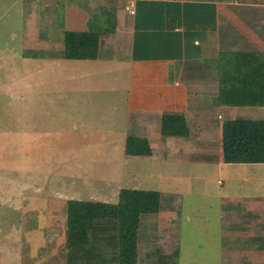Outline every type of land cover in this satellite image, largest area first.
Here are the masks:
<instances>
[{
  "label": "crops",
  "instance_id": "obj_1",
  "mask_svg": "<svg viewBox=\"0 0 264 264\" xmlns=\"http://www.w3.org/2000/svg\"><path fill=\"white\" fill-rule=\"evenodd\" d=\"M21 10L26 11L25 38H30L26 44L32 40L26 48L60 52L49 60H64V65L77 69L82 65L95 68L101 76L97 85L92 83L95 88L103 83L113 88L109 124L110 128L113 123L121 125V145L113 141L120 168L124 167L119 174L135 177L137 170L126 167L134 160L165 165L157 175L158 182H163L162 192H172L180 200L172 208L159 206L157 227L165 231L168 243L176 245V264L193 258L183 255L181 224L198 219V200L203 202L205 194L189 190V178L184 176L198 178L210 170L213 176L223 172L232 178L241 172L228 166L237 164L242 172L254 168L250 174L264 179V163L224 162L221 147L223 121L264 120V95H260L264 86V0H22ZM46 17L55 19L52 25L58 35L52 41L47 40V31H40ZM66 31L96 34L95 58H64ZM163 115L180 120L181 135L162 134ZM128 136L145 139L149 154H125ZM121 188L150 190L133 183ZM224 194L218 193L216 224L212 222L223 238L213 264H221L231 253L228 257H238V243H230L225 230L231 217L242 220L245 215H252L249 218L257 225L249 252L254 259L264 260V195L226 194L230 201L241 203L236 208L226 202L221 206ZM230 245L234 248L228 249ZM254 261L264 264L261 259ZM208 263L205 258L202 264Z\"/></svg>",
  "mask_w": 264,
  "mask_h": 264
},
{
  "label": "rangeland",
  "instance_id": "obj_2",
  "mask_svg": "<svg viewBox=\"0 0 264 264\" xmlns=\"http://www.w3.org/2000/svg\"><path fill=\"white\" fill-rule=\"evenodd\" d=\"M21 2L0 0V264H116L110 242L113 236L107 228L95 231L98 246L89 260L68 249L66 201L114 202L118 190L131 183L160 192L159 206L163 208L175 207L180 199L172 192H162L163 182L159 183L157 176L163 173L162 163L129 161L126 167L137 170V175L119 174L124 167L120 168L113 141L121 145V125L113 123L110 128L109 124L113 111L108 101L113 88L104 83L95 88L101 79L95 68L82 65L77 69L64 65V60H49L60 52L26 48L32 46V40L26 44L30 38H25L26 11L22 12ZM54 20L46 17L40 30L47 31L51 41L58 35ZM228 167L241 173L228 178L223 172L213 176L206 170L202 177L184 176L189 178V190L205 194L203 202L198 200V219L181 224L183 255H193L185 257L184 264H202L205 258L208 264L216 263L217 244L223 242L212 227L217 219L213 216L219 205L218 193H225L221 206L226 202L234 207H241V203L230 201L226 194L264 195V179L250 174L254 168L246 167L242 172L237 164ZM245 216L246 222L235 216L227 223L225 238L238 243L235 246L240 251L237 260L228 257L231 253L221 264L264 261L254 259L249 252L255 244L257 225L249 218L252 215ZM156 222L155 213L140 216L136 264H162L160 255L176 248L163 237L165 231L158 229Z\"/></svg>",
  "mask_w": 264,
  "mask_h": 264
},
{
  "label": "trees",
  "instance_id": "obj_3",
  "mask_svg": "<svg viewBox=\"0 0 264 264\" xmlns=\"http://www.w3.org/2000/svg\"><path fill=\"white\" fill-rule=\"evenodd\" d=\"M96 36L90 31L64 32L63 57L95 58ZM260 95H264V86L260 87ZM179 122L178 118L163 115L162 134L181 135ZM221 147L224 162L264 163V120L223 121ZM124 152L127 155H147L149 148L145 139L128 136L124 142ZM158 210L159 193L152 190L120 188L114 202L69 199L66 201V246L79 256L90 259L98 246L95 231L99 227L107 228L113 236L110 241L114 250L113 262L136 264L140 216L154 214ZM156 251L159 252V248ZM177 254L178 250L173 249L168 254L160 255L162 264H176Z\"/></svg>",
  "mask_w": 264,
  "mask_h": 264
}]
</instances>
